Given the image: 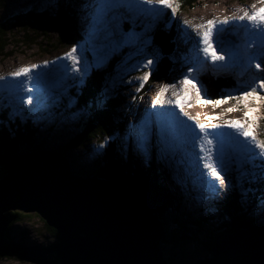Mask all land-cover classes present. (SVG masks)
<instances>
[{
  "label": "rangeland",
  "instance_id": "1",
  "mask_svg": "<svg viewBox=\"0 0 264 264\" xmlns=\"http://www.w3.org/2000/svg\"><path fill=\"white\" fill-rule=\"evenodd\" d=\"M51 2L46 4L41 0H0V25L2 26L14 14L12 6L20 7L26 3L27 5L23 6L22 9L29 10L32 5L39 3L38 10L42 11L43 8L41 7L49 6ZM68 3L75 11L79 31L76 32L77 34L71 32L69 38L62 44L60 41L64 40L66 36L61 33L57 24L52 22H46L41 30L34 25H28L26 29L22 25L4 27L0 34L2 37L0 45L5 46L2 55H0V76L5 77V80L0 81V113L4 112V115L9 116L12 121H19L20 124L31 126V130L36 134L35 146L40 147L37 151L59 153L70 168L88 173V169L99 161L107 145L114 141V135L109 130L105 134L107 137L100 134L97 138L89 139L86 143L87 149L67 148L68 143L79 132L80 125L86 121L88 116L85 110L77 106L79 104L77 100L72 107H66L69 96L75 97L71 94L76 88L74 85H77V91H80L79 88L85 85V81L94 72L100 71L96 68H90L89 73L85 76L83 72H73V66L69 61L59 59L74 47H78L75 54L82 58L80 68H84L85 63L89 66L93 65L100 52V41L91 42L87 34L89 12L94 7L91 0H68ZM254 3L257 8L260 7L257 0H198L192 9L180 8L175 17L168 9H161L158 17L136 12L125 13L131 25L137 21L143 23L140 27L148 26L149 30L155 29L160 22L164 23V27H168L171 23L175 24L173 66L167 75L158 74V76H154L161 57L156 51V47L153 46L152 37L148 36L147 31L142 30L139 32L144 33V35L136 43L135 49L125 48L120 55L113 57L107 63L106 69L111 64H116L114 61H119L115 67L116 74L111 79L106 92L107 98L115 95L121 99L119 110L125 116V123L122 133L118 135L120 138H124L126 145L131 146L132 154H135L142 164L152 162L168 175L166 183L175 196L179 195L178 187H182L184 190L182 204L186 209L181 207L179 214L168 211L159 215L167 238L160 244L167 264H198L210 257V244L215 240L221 241L229 236L228 230L232 227L225 226L228 221H234V223H236L235 221H244L249 225H262L264 227L263 191H256L251 198L241 201L240 197L235 198L230 195L232 191L239 193V186L234 178L235 190L234 188L232 191L225 189L220 192V195L211 197L210 193L200 183L199 173L206 172V170L203 169L202 164L197 169V160L201 155L199 145L193 146L186 142L183 136L185 129H195L197 120L203 124L215 123L221 126L226 120H243V106L231 99L228 103L218 107H212L209 104L198 105L196 97L191 94L190 89H185L188 93V99L184 102L182 111L177 109L174 103L182 87L179 81L186 75L190 76L192 82L196 84L197 95L201 99H225L230 96L242 95L254 87L257 88L259 95H264V90L258 88V85L264 82V58L260 57L262 45H264V36L257 32L254 27L247 26L245 21L240 23L232 21L228 25L217 26L219 31L214 36V47L219 45V47L232 53V58H226L222 66H214L210 62L206 63L203 53H199L200 63L197 64L195 62L197 50L192 43L199 38V31H193L196 25L210 19L222 20L227 17L238 16L242 14L241 10L250 13L253 10L251 5ZM236 12L239 13L236 14ZM185 21L190 23L185 24ZM148 38H151V44L144 46L143 40ZM137 50H140L139 54H135ZM129 52L133 53L131 59H128ZM218 54L220 53L218 52ZM251 56H256L259 60V70L250 66L249 58ZM150 57H155V63L144 66L147 65V60ZM53 61L56 63H52ZM122 61H127V64L125 65ZM45 62H48L46 67L44 66ZM255 62L253 61V63ZM32 65H37V67L27 76H22L16 80L9 79L11 72L20 67H31ZM189 67L196 70L189 74ZM208 72L225 82L233 79L225 84L234 82L233 84L237 85V89H231L230 92L223 91V93L213 97L212 91H206L204 83H201L199 79L200 74H207ZM145 73H148L146 81L142 79ZM229 77L231 79L227 80ZM82 79L83 84H79ZM161 87H166L167 91L160 96L156 105L153 106L152 101L157 98ZM28 89L32 91H28ZM79 91L77 95H79ZM22 98H33V103L23 105ZM37 99L40 101L39 110H37ZM257 106L259 111L256 113L255 136L258 141H264V103L257 105L249 102V107ZM229 108H239L240 110L228 112L227 109ZM211 116H217L220 119L205 120V117ZM163 121H167L171 128L170 142L172 148L167 164H162L157 160L155 134L152 138L153 148L149 159L138 156L133 148V141L129 139L132 142H128L125 139L127 133L133 130L132 126H135V129H142L145 125H150L155 133L159 123ZM115 129L113 128V132ZM207 131L210 133V139L215 133H223L227 138L224 145L226 164H232L234 160L239 161L240 156L232 141L244 142L243 138L238 137L234 130L226 127L216 129L209 127ZM198 132L199 130L196 129V133ZM102 144L104 145L103 148L100 147ZM64 150L65 156L61 152ZM215 151L214 147V153ZM232 166L235 167V164ZM1 172H3V168H0V175ZM71 174L73 175V173ZM228 174L232 176L233 173L229 172ZM208 180H212V178L209 176ZM257 182L251 184L256 185ZM216 183L217 190L220 191L218 182ZM227 202L233 208L234 205L236 206V212L239 211L238 216L240 218L233 217L232 220L227 216L226 210L222 211L217 207L218 204L221 206ZM238 203L240 204L239 207L237 206ZM178 216L181 217L179 223L183 220L193 222L196 218H200L207 223L204 228L207 229L208 226V232L213 230L212 236L203 237L201 233L195 232L187 225H184L183 229L179 226H173V219ZM45 228L46 224H37L35 215H31L29 219L15 223L10 228L8 236H17L14 241L19 248L22 241L23 245L33 248L47 247L50 246L51 238ZM172 235L175 237L172 238ZM195 236H199V240L194 238ZM170 239L172 242H169ZM0 264L31 263L21 260L16 255H4L0 257Z\"/></svg>",
  "mask_w": 264,
  "mask_h": 264
},
{
  "label": "water",
  "instance_id": "2",
  "mask_svg": "<svg viewBox=\"0 0 264 264\" xmlns=\"http://www.w3.org/2000/svg\"><path fill=\"white\" fill-rule=\"evenodd\" d=\"M16 211L35 215L57 241L19 248L17 236H6V213ZM159 212L139 187L72 175L59 153L19 154L0 180V255L31 264H167ZM210 251L198 264H264V230L237 229Z\"/></svg>",
  "mask_w": 264,
  "mask_h": 264
},
{
  "label": "snow or ice",
  "instance_id": "3",
  "mask_svg": "<svg viewBox=\"0 0 264 264\" xmlns=\"http://www.w3.org/2000/svg\"><path fill=\"white\" fill-rule=\"evenodd\" d=\"M94 7L89 12L88 17V37L91 42L100 41V52L97 56L96 62L89 66L85 63L84 68H80L81 57L76 55L78 47H74L65 56L60 57V60H67L72 64L73 72H83L85 76L89 73L90 68H96V70L103 71L107 67V63L115 56L120 55L125 48L135 49L136 43L141 40L144 33L135 31V24L127 31L124 30L123 25L127 21L128 17L125 13H142L151 14L153 17H158L161 13V9H168L171 11L172 16L175 17L179 10V0H91ZM260 7L257 8L256 4H252V11L249 13L246 10H241L242 14L234 17H227L222 20H207L202 24L196 25L193 31H199L198 40L192 41L197 55L195 62L200 63L199 53H203L205 62H210L215 65H223L225 59H231L232 53L217 45L214 47V36L219 31L218 25H228L234 21L240 23L245 21L247 26L254 27L257 32H260L264 36V0H257ZM155 5V6H154ZM146 6V7H144ZM190 23L185 21V24ZM149 30L148 26L145 27V31ZM144 46L151 44V38L143 40ZM140 50H137L135 54H139ZM218 52L220 54H218ZM133 53H128V58L131 59ZM260 57L264 58V45H262V51ZM253 61H256L253 63ZM48 62H45V67ZM52 63H56L53 61ZM125 65L127 61H122ZM155 63V57H150L147 60V65L150 66ZM251 67H256L259 70V60L256 56L249 58ZM37 65L31 67H20L18 70L9 74V79L16 80L22 76H27L32 72ZM193 67H189V74L195 71ZM143 80L148 79V73H145L142 77ZM5 80V77L0 76V81ZM83 79L79 84H83ZM122 82V81H121ZM179 83L181 84L180 94L177 95L174 101L177 109L183 110L184 102L188 99V93L185 89H190L191 94L196 97V103L198 105L209 104L212 107H218L221 104L228 103L229 99L235 100L238 105L243 106V120H230L224 121V124L218 125L203 124L199 120L195 123V129L187 128L183 132L185 141L191 143L193 146L199 145V153L201 154L197 160V169L202 164L203 169L206 172L199 173L200 183L210 193L211 197L220 195L221 191L227 189L232 191L236 186L233 184V178L228 174L229 172L236 173V181L239 186V195L241 201H245L250 193V189L244 188V183L264 182V141H258L255 136V129L257 128L256 113L259 111V107H249V102L254 104L264 103V95L257 93V88L254 87L250 91L244 92L242 95L230 96L225 99L207 100L201 99L197 95L196 84L192 82L190 76L186 75ZM77 86V85H74ZM258 88L264 90V82L258 85ZM28 91H32L28 89ZM167 91L166 87H161L157 98L152 101V105L155 106L160 96ZM107 88L101 93L96 103L98 106H102L106 99ZM78 97L69 96L66 107L70 108L74 105ZM33 103V98L23 99V105H30ZM37 110H39L40 101L37 99ZM239 108H229L228 112L239 111ZM31 111V109H30ZM189 119H192L189 117ZM220 117L211 116L205 117L206 121L217 120ZM216 129L219 127H226L234 130L236 135L243 138L244 142L239 140H233L240 159L239 161H233L235 167L232 164H226L224 160V145L226 137L223 133L213 134V138H209L210 133L208 128ZM129 131L125 137L126 141L131 139L133 141V148L137 152V155L149 159L151 156L153 144V134L156 136V153L157 160L162 164H167L169 159V153L172 148L170 142L171 128L167 121L159 123L158 127L153 132V128L150 125H145L142 129H135ZM196 129L199 130L196 133ZM101 148L104 147L102 144ZM214 147L216 149L214 153ZM212 180H208V177ZM219 190H217V183Z\"/></svg>",
  "mask_w": 264,
  "mask_h": 264
},
{
  "label": "trees",
  "instance_id": "4",
  "mask_svg": "<svg viewBox=\"0 0 264 264\" xmlns=\"http://www.w3.org/2000/svg\"><path fill=\"white\" fill-rule=\"evenodd\" d=\"M41 1L46 4L49 1L52 2L49 6L46 5L41 7L43 8L42 11L38 10L39 3L32 5L29 10L22 9L23 6L27 5L26 3L20 7L12 6L14 14L8 20H6L2 26L0 25V34L7 25H22L25 29L28 25H34L40 28L39 30H41L46 22H52L57 24L58 29L61 30V33L66 36L64 40L60 41L62 44L69 38V34L71 32L76 33L79 31V28L77 27V20L75 18V11L70 7L68 0ZM197 1L198 0H179V9H192ZM163 24L160 23L158 28L152 32L153 46L156 47V51L162 57V61L157 65L154 76H158V74L164 76L167 75L173 65L171 59L170 40L171 34L174 31V24L170 25L169 27H164ZM41 34H43V32H41ZM1 40L2 37H0V41ZM4 47L5 46L2 44L0 45V55H2ZM117 62L119 61H114L116 64ZM116 64H111L110 67L103 71H98V73L94 72L87 79V81H85V85H83L82 88H79L81 89L80 91L78 90L79 95H77L78 86H76L75 90L71 92V94H73L75 97H78L77 101L79 104L77 106L85 110L88 116L86 121L82 122L80 125L79 132L68 143L67 148L78 150L87 149L86 143L89 139L97 138L100 134L102 136H106L105 134L109 132V130L114 135V141H111L107 145V148L104 150V152H102V156L99 158V161L96 162L93 167L88 169V173H85L81 170L78 171L75 168H72V173L73 175H80L86 178L99 177L104 180H119L122 181L127 187H139L146 192L151 203L159 209V215H162L163 213L165 214L168 211H174L179 214V209H181V207H183L182 209H186L184 208V204H182V196L184 194L183 188L178 187L179 195L175 196L166 183L168 175L162 172L159 166L152 162L142 164L136 155L132 154L131 146L126 145V142L124 143V138H120L119 135L122 133L125 123V116L121 113V110H119V103L121 102L120 97H115V95L111 96L106 99V102L102 106H98L96 103L97 99L100 97L105 88L108 89L111 79L115 76ZM199 79L202 83H204L207 91H212L213 97L223 93V91L230 92L231 89H237V85L233 84L234 82H231V84H225L228 82L223 80L219 81V79L209 73L200 74ZM113 128H116L114 132ZM121 136L123 137V134ZM35 138L36 134L31 130V126L20 124L19 121H12L9 119V116L4 115V112L0 113V168H3V172H1L0 175L1 179L6 174L8 163L13 158L19 154H28L40 149V147L35 146ZM61 152L63 156H65V150ZM232 173L233 174H231V177L234 180L236 175H234L235 172ZM244 188L251 190L248 198H251L253 193H256V191L261 190L263 191L264 196V182L258 181L256 185L245 182ZM230 195L234 196L235 198L240 197L238 191H232ZM228 203L229 202L222 204L221 206L218 204L217 207H219V209L222 211L226 210V214L228 217H230V219H233V217H238L239 211L236 212V206L234 205L233 208L230 204L228 205ZM180 216L173 219V226H179L181 229H183L184 225H187V227L192 228V230L195 232L198 231L201 233L203 237L212 236L213 230L208 232L207 230L209 227L207 226V229H205L206 227L204 228L207 223L203 222V220L200 218H196V220L193 222L190 219L191 222L188 220H183L179 223V219L181 221ZM29 217H31V215H25L17 211L6 213V218L9 221L6 230L7 238L9 231L11 230L10 228H12L15 223L29 219ZM235 222L236 223H234V221H228L225 224V226L229 225L232 227L228 230V235L240 228H250V225L244 223V221ZM257 226L264 230L262 225ZM45 229L47 232H49L48 236L51 238L52 242H56L58 239L57 232L47 226ZM174 237L175 235H172V238ZM194 238L199 240V236H195ZM170 242H172V239H170ZM218 243L219 242L215 240L212 244H210V247ZM209 255H211V252ZM2 256L4 255H0V257ZM53 258L55 259L56 256H53Z\"/></svg>",
  "mask_w": 264,
  "mask_h": 264
},
{
  "label": "bare ground",
  "instance_id": "5",
  "mask_svg": "<svg viewBox=\"0 0 264 264\" xmlns=\"http://www.w3.org/2000/svg\"><path fill=\"white\" fill-rule=\"evenodd\" d=\"M239 12H236V14H238ZM68 166H67V168H68V170H69V173H72V168H70L69 167V164H67ZM184 177V176H183ZM166 240H167V238H166ZM25 243H26V241H25ZM33 248V247H32Z\"/></svg>",
  "mask_w": 264,
  "mask_h": 264
}]
</instances>
